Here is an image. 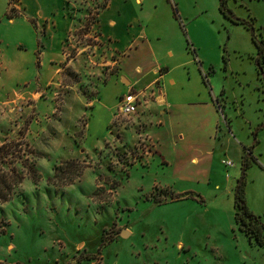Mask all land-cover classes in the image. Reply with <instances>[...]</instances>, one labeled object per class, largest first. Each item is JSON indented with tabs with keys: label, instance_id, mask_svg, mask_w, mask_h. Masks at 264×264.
Here are the masks:
<instances>
[{
	"label": "rangeland",
	"instance_id": "374dc122",
	"mask_svg": "<svg viewBox=\"0 0 264 264\" xmlns=\"http://www.w3.org/2000/svg\"><path fill=\"white\" fill-rule=\"evenodd\" d=\"M104 2L84 0L72 8L70 14L85 22L63 43L65 63L58 66V85L27 98L22 91L12 99L0 93V264H251L244 258L252 259L251 247L235 226L231 186H205L200 183L204 175L194 168L187 166L182 173L181 164L168 168L159 154L150 159L152 148L137 145L135 117H118L115 109L116 121L110 126L114 112L103 105L94 112L86 110L112 74L109 45L91 29ZM181 3L191 13L198 4L214 0ZM228 5L239 18L253 16L264 31V0H229ZM194 22V47L204 64L200 70L175 75L196 100L199 90L225 89L227 99L241 101L242 111L231 128L222 123L223 142L232 132L227 157L237 164L230 169L235 188L242 173L239 153L264 136V127L259 131L264 125V93L255 86L264 90V79L258 62L241 52L255 49L243 26L230 27L231 40L219 47L215 22L204 16ZM186 40L192 47L188 30ZM80 54L87 65L102 64L97 67L101 71L77 73L65 67ZM211 66L214 70L208 73ZM107 94L106 99L112 98L111 91ZM124 125L135 131L121 132ZM260 149L257 146L255 154L258 164L248 170L246 200L264 223ZM58 166L64 170L59 173L62 179L55 176ZM257 260L263 264L261 257Z\"/></svg>",
	"mask_w": 264,
	"mask_h": 264
},
{
	"label": "crops",
	"instance_id": "0c3cea01",
	"mask_svg": "<svg viewBox=\"0 0 264 264\" xmlns=\"http://www.w3.org/2000/svg\"><path fill=\"white\" fill-rule=\"evenodd\" d=\"M83 1L16 0V8L13 10L17 15H12V0H0V93L11 94L12 99L13 93L22 91V96L27 98L28 94L45 92L51 84L58 85V72L61 70L58 66L65 63L61 55L63 43L70 31L83 27L85 22L70 13L72 8ZM199 16L207 17L217 25L219 47L231 40L230 27L243 26L234 24L224 16L220 10V0H214L211 5L198 4L191 13L185 11L181 0H105L91 29H97L109 45L113 65L110 66L111 61L106 64L108 68L110 66L112 74L103 80L98 94L90 102V108L85 109L94 112L103 105L109 113L114 112L109 117L111 126L116 121L115 109L121 96L131 89L142 93L140 113L133 116V126L139 128L136 131L137 145H149L152 148L150 159L159 154L161 162L168 168L178 166L179 163V167L183 168L180 169L182 173H187V166L190 170H198L204 175L200 183L205 186L215 185V189L219 190L222 184L231 186L234 196L230 169H235L237 164L227 157L230 154L232 132H229L227 142H223L222 123L231 128L234 118L242 111L241 101L238 97L227 99L225 89H212V93L199 90L200 99L196 100L194 94L189 96L188 91L184 92V85L179 86L181 77L177 79L175 75L181 70L199 69L204 64V58L194 47L197 44L191 31ZM250 17L253 16L249 15L245 19L249 20ZM244 28L255 49L241 52L251 54V60L257 61V46L250 31ZM257 29L259 34L264 35L262 27ZM187 30L193 42L192 47L190 40H186ZM234 49L240 53L237 46ZM114 55H117L116 59ZM84 56L77 55L65 67H71L77 73H84L86 69L94 70L90 72L93 74L101 71L97 67L102 64L87 65ZM88 57L92 60V56ZM213 70L211 66L208 73ZM259 76L264 79L260 73ZM255 86L259 92L264 93L262 86ZM109 91L112 92V98L106 99ZM126 128L127 125H124L121 132L128 134L135 131L133 127ZM255 143L253 154L257 156L256 148L260 146L262 149L264 136L259 137ZM250 148L246 144L239 153V167L246 149ZM261 149L260 155L264 154ZM230 160L233 166L227 165ZM123 234L124 237H130L133 232ZM243 236L251 247L249 253L252 259L243 256L246 263L257 264L260 262L257 259L261 257V263L264 264V252L258 250L263 248L251 244L246 235Z\"/></svg>",
	"mask_w": 264,
	"mask_h": 264
},
{
	"label": "trees",
	"instance_id": "16d2710c",
	"mask_svg": "<svg viewBox=\"0 0 264 264\" xmlns=\"http://www.w3.org/2000/svg\"><path fill=\"white\" fill-rule=\"evenodd\" d=\"M229 0H220V10L230 21L234 24L243 25L246 27L251 35L252 40L257 46L258 57L257 62L259 64V73L264 76V35L258 33L256 28V19L250 17V19L239 18L229 7ZM8 145V144H6ZM6 145L2 146L5 149ZM23 146V145H22ZM32 153V151H30ZM33 154V153H32ZM74 163V162H72ZM254 163L258 164L257 158L253 154V148L246 149V153L242 159L241 176L237 180V185L234 189V207H235V225L236 228L249 239L250 243L264 249V223L261 221V217L257 216L248 206L246 200V187L248 184V170ZM61 166L55 167V176L60 175ZM64 171V170H63ZM78 169L76 172L78 173ZM19 178L18 176H16ZM59 178V176H58ZM73 178L72 180H74ZM6 185V182L3 181ZM18 181L16 184H18ZM10 188V187H8ZM4 196H1L2 199ZM4 201H8L7 198Z\"/></svg>",
	"mask_w": 264,
	"mask_h": 264
},
{
	"label": "built area",
	"instance_id": "2783aa9c",
	"mask_svg": "<svg viewBox=\"0 0 264 264\" xmlns=\"http://www.w3.org/2000/svg\"><path fill=\"white\" fill-rule=\"evenodd\" d=\"M16 4V0H12V11L16 8ZM142 103V93L136 92L135 90L131 89L128 93L121 96L117 107V116L127 118L137 116L140 113V107L142 106ZM227 165L233 166V162L230 160L227 162Z\"/></svg>",
	"mask_w": 264,
	"mask_h": 264
}]
</instances>
